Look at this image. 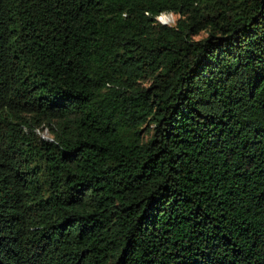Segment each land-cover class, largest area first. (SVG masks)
<instances>
[{
	"label": "trees",
	"instance_id": "16d2710c",
	"mask_svg": "<svg viewBox=\"0 0 264 264\" xmlns=\"http://www.w3.org/2000/svg\"><path fill=\"white\" fill-rule=\"evenodd\" d=\"M0 264H264V0H0Z\"/></svg>",
	"mask_w": 264,
	"mask_h": 264
},
{
	"label": "rangeland",
	"instance_id": "374dc122",
	"mask_svg": "<svg viewBox=\"0 0 264 264\" xmlns=\"http://www.w3.org/2000/svg\"><path fill=\"white\" fill-rule=\"evenodd\" d=\"M177 16L174 14H170V13H162L161 15H159L157 17V19L161 22V23H167V24H173L176 20ZM43 134H47V131L44 130L42 132Z\"/></svg>",
	"mask_w": 264,
	"mask_h": 264
},
{
	"label": "clouds",
	"instance_id": "9594fccd",
	"mask_svg": "<svg viewBox=\"0 0 264 264\" xmlns=\"http://www.w3.org/2000/svg\"><path fill=\"white\" fill-rule=\"evenodd\" d=\"M161 15V14H160ZM158 17V16H157Z\"/></svg>",
	"mask_w": 264,
	"mask_h": 264
}]
</instances>
